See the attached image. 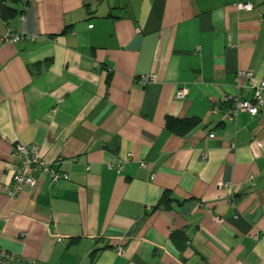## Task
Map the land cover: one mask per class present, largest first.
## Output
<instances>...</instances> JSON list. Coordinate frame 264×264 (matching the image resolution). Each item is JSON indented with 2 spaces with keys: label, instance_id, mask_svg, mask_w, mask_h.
Returning a JSON list of instances; mask_svg holds the SVG:
<instances>
[{
  "label": "crops",
  "instance_id": "crops-1",
  "mask_svg": "<svg viewBox=\"0 0 264 264\" xmlns=\"http://www.w3.org/2000/svg\"><path fill=\"white\" fill-rule=\"evenodd\" d=\"M3 1L0 38L26 36L0 47L13 264H264V107L233 121L221 103L252 97L239 72L264 80V0ZM19 142L68 179L8 198Z\"/></svg>",
  "mask_w": 264,
  "mask_h": 264
},
{
  "label": "built area",
  "instance_id": "built-area-1",
  "mask_svg": "<svg viewBox=\"0 0 264 264\" xmlns=\"http://www.w3.org/2000/svg\"><path fill=\"white\" fill-rule=\"evenodd\" d=\"M2 3L0 2V10ZM235 7L238 10L252 11L254 4L251 2H238ZM141 32V30H138ZM26 37L17 33H13L11 30L7 34L0 38V47L4 44H15L23 40ZM31 41H36L35 36H28ZM239 78H245L249 82V87L252 92L250 99L244 100L238 94L224 96L221 100L222 105H231V109L227 112V117L233 121L237 120V117L242 112H247L251 116H260L264 107V80H258L253 70H247L239 72ZM155 76L150 75L144 78L145 84H149L155 81ZM188 90L181 89L177 96L183 100L187 97ZM63 100H60L61 103ZM253 144L264 151V142L253 139ZM12 155L17 161V166L13 172L12 180L9 184L3 188V193L10 199L17 198L27 188H33L38 183V176H44L50 184H58L68 179V176L62 173L54 165L48 164L44 160L40 146L25 145L23 143H16L12 149ZM134 155L132 153L127 154L124 158L119 159L116 163L119 172L122 170L123 165L132 160ZM203 159H207L204 154ZM59 161L58 163H60ZM146 167L145 164H142ZM254 178H251L253 180ZM224 184H220L223 188ZM18 259L8 253L0 246V264H13Z\"/></svg>",
  "mask_w": 264,
  "mask_h": 264
},
{
  "label": "trees",
  "instance_id": "trees-1",
  "mask_svg": "<svg viewBox=\"0 0 264 264\" xmlns=\"http://www.w3.org/2000/svg\"><path fill=\"white\" fill-rule=\"evenodd\" d=\"M1 3H2V7H1V10H0V19L2 20V19H4V10L6 9V1H1ZM195 124H196V122L194 121L193 123H192V126L191 127H194L195 126ZM177 125H179V123H175V122H171V121H169L168 122V128H170V129H174ZM167 197H164L163 198V201L161 202V204H166V202H167ZM170 200V199H169ZM172 200V199H171ZM168 203V202H167ZM161 206V205H160ZM166 207V206H165ZM171 240L176 244V245H178L179 246V248L180 249H183L184 250V248H183V246H184V244H185V242L187 243V239H186V236L183 234V233H175V234H172L171 235ZM183 250H181V251H183Z\"/></svg>",
  "mask_w": 264,
  "mask_h": 264
}]
</instances>
